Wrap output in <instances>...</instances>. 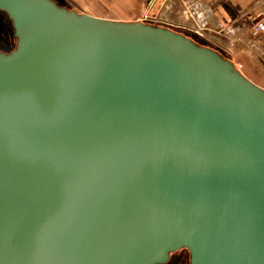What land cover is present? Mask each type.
Listing matches in <instances>:
<instances>
[{"label": "water", "instance_id": "95a60500", "mask_svg": "<svg viewBox=\"0 0 264 264\" xmlns=\"http://www.w3.org/2000/svg\"><path fill=\"white\" fill-rule=\"evenodd\" d=\"M0 264H264V88L170 26L0 0Z\"/></svg>", "mask_w": 264, "mask_h": 264}, {"label": "crops", "instance_id": "0c3cea01", "mask_svg": "<svg viewBox=\"0 0 264 264\" xmlns=\"http://www.w3.org/2000/svg\"><path fill=\"white\" fill-rule=\"evenodd\" d=\"M63 4L76 8L81 12L114 20L134 21L141 19L142 13L147 5L152 4L157 10L164 3V15L170 20L171 11L178 14L185 6L190 8L191 14L197 16L196 20L205 28H195L196 24H187L193 34L202 33V37L223 41L222 37L229 35L232 30L238 33L248 29L256 18L261 20L264 15V0H58ZM259 15V16H258ZM254 17H256L254 19ZM176 22V21H175ZM193 22V21H192ZM186 22L182 23L185 24ZM181 25V24H180ZM171 26V25H170ZM174 26V25H172ZM176 27V26H175ZM212 27L218 35L212 33ZM181 29L180 27H178ZM182 30V29H181ZM185 30V29H184ZM198 30V31H197ZM187 31V29H186ZM260 34V33H258ZM199 35V34H198ZM264 35V34H263ZM205 36V37H204ZM259 42L264 48V36ZM258 40V39H256ZM224 42V41H223ZM258 41H255V45ZM248 49V48H247ZM241 51V50H239ZM245 52V50H244ZM263 55V54H262ZM242 70V69H241ZM243 73L247 75L244 71ZM256 83V82H255ZM257 84V83H256ZM260 85V84H259ZM262 86V85H260ZM263 87V86H262ZM264 88V87H263Z\"/></svg>", "mask_w": 264, "mask_h": 264}, {"label": "rangeland", "instance_id": "374dc122", "mask_svg": "<svg viewBox=\"0 0 264 264\" xmlns=\"http://www.w3.org/2000/svg\"><path fill=\"white\" fill-rule=\"evenodd\" d=\"M164 7H165V4L163 3L161 7H159V9L152 10L151 14L160 16V14L164 13L163 12ZM171 12L173 14H171L170 16L171 21L169 22L173 23V25L176 27H180L182 30L187 29V31L184 32L186 34L193 36L194 31H190L191 29L190 27H188L189 24L197 23L196 26H194L195 28H198V29L205 28L201 26L199 22L196 20L197 18L196 14L195 15L191 14L190 8L188 6H185V8L178 14L174 10ZM143 14L144 12L142 13V16ZM255 18L256 17H254V19ZM184 22L186 23L182 25V23ZM255 23L256 22L254 21L250 28L243 29L244 31L243 34H239L237 31L232 30L229 35L222 37L224 42L221 41L222 44L220 45L218 44V45L222 49L227 50L224 44H228L229 47L231 48L228 50V53L231 56V59L237 61L238 67H240L242 71H244L247 74V76L250 77V79H252L258 85L260 84L264 87V48L261 46V43L259 42L260 40H262L260 38H263L264 36L263 35L264 34V15H262L261 20H258V26H259V28L257 29L258 31H256L255 29ZM209 28L212 29V33L214 35L219 36V33L216 32V29L212 27H209ZM255 34H258V35H255ZM203 39L214 41V39H209L208 37H205ZM232 40L235 41V43H232L231 45L230 43L233 42ZM255 41H258V44L255 45ZM234 45H235L234 47L235 49H232V46Z\"/></svg>", "mask_w": 264, "mask_h": 264}, {"label": "flooded vegetation", "instance_id": "af4514ba", "mask_svg": "<svg viewBox=\"0 0 264 264\" xmlns=\"http://www.w3.org/2000/svg\"><path fill=\"white\" fill-rule=\"evenodd\" d=\"M255 24H258V19L256 20ZM257 29H256V31H258ZM182 31L186 32V30H182ZM243 32L244 31L240 32L239 34H243ZM255 35H258V34H255ZM193 38L201 44H204V45L212 47L216 50H219L226 57L231 59V56L228 53V50L231 48L229 47L228 44H224V46L227 48V50H225V49H222L221 47H219V45L222 44V42H220L218 39L217 40L214 39V41H211V40L209 41V40L203 39V37L201 35H195V34H193ZM16 43H17V36L15 34V28H14L12 19L5 10L0 9V51L8 53L14 49V47L16 46ZM232 43H235V41L231 42L230 44L232 45ZM234 47H235V45L232 46V49H235ZM232 61L238 67L237 61H235V60H232ZM238 68L241 70L240 67H238ZM242 73H243V71H242ZM248 78H250V77H248ZM164 264H191L190 263V253L186 248L176 250L170 254L169 260Z\"/></svg>", "mask_w": 264, "mask_h": 264}, {"label": "built area", "instance_id": "2783aa9c", "mask_svg": "<svg viewBox=\"0 0 264 264\" xmlns=\"http://www.w3.org/2000/svg\"><path fill=\"white\" fill-rule=\"evenodd\" d=\"M167 1H170V0H167ZM152 9H153V5L152 4L147 5L146 9L144 10V14L141 17V20H143L145 22H149V23H154V24L173 25V23L169 22V18L166 15H164V13L160 14V16L151 14ZM257 28H259L258 24H255V29H257ZM197 33L199 35H201L204 32H199L198 31Z\"/></svg>", "mask_w": 264, "mask_h": 264}, {"label": "trees", "instance_id": "16d2710c", "mask_svg": "<svg viewBox=\"0 0 264 264\" xmlns=\"http://www.w3.org/2000/svg\"><path fill=\"white\" fill-rule=\"evenodd\" d=\"M55 1H57V2H59L60 4H62V5H65V4H63L61 1H58V0H55ZM65 6H67V5H65ZM69 7V6H68ZM176 30H178V31H182L181 29H176ZM196 35V34H195Z\"/></svg>", "mask_w": 264, "mask_h": 264}]
</instances>
